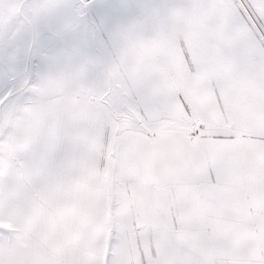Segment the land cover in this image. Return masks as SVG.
Segmentation results:
<instances>
[{"label":"snow or ice","instance_id":"6c2138e0","mask_svg":"<svg viewBox=\"0 0 264 264\" xmlns=\"http://www.w3.org/2000/svg\"><path fill=\"white\" fill-rule=\"evenodd\" d=\"M0 264H264V0H0Z\"/></svg>","mask_w":264,"mask_h":264}]
</instances>
